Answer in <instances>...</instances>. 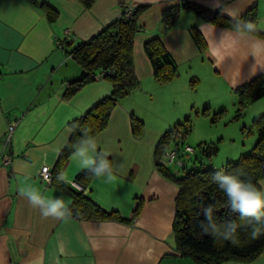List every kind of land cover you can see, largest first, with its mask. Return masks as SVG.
Returning <instances> with one entry per match:
<instances>
[{
	"label": "crops",
	"instance_id": "0c3cea01",
	"mask_svg": "<svg viewBox=\"0 0 264 264\" xmlns=\"http://www.w3.org/2000/svg\"><path fill=\"white\" fill-rule=\"evenodd\" d=\"M179 1L91 0L84 5L80 0H0V264H200L176 249L171 224L178 185L154 162L161 129L142 126L134 133L130 128L121 100L131 99L133 90L117 98L106 124L91 135L118 168L117 182L103 184L91 174L83 179L85 192L98 205L125 219L45 218L18 192L21 185H31L48 197L71 200L55 183L46 184L38 171L43 164L53 167L68 143L69 121L109 94L111 83L107 78L90 80L65 96V80L81 68L68 50L126 5L136 8L141 26L132 42L136 90L141 82L160 83L143 50L152 36H158L180 71L195 76L210 66L224 92H234L257 74L264 79L263 35L183 9L164 24L162 10ZM192 1L229 17L255 4V25L264 32V0ZM192 25L204 39L202 47L191 35ZM66 32L68 38L57 46L55 41ZM263 109L261 100L252 110ZM72 150L58 172L69 181L82 171L71 159ZM4 155L7 162H2ZM258 185L264 190V176ZM217 264H264V247L250 259Z\"/></svg>",
	"mask_w": 264,
	"mask_h": 264
},
{
	"label": "trees",
	"instance_id": "16d2710c",
	"mask_svg": "<svg viewBox=\"0 0 264 264\" xmlns=\"http://www.w3.org/2000/svg\"><path fill=\"white\" fill-rule=\"evenodd\" d=\"M80 1L84 5H88L91 0ZM126 6L97 31L87 38L77 41L68 50V54L78 62L81 68L77 75L65 80V96L73 94L85 82L94 80L93 74L96 72H101V77L109 79L111 83L109 94L101 97L69 121L71 133L68 143L59 152L56 163L52 168L50 167V184L55 183L68 192L71 198L72 216L76 218L125 219L116 210H106L98 205L85 192L83 179H87L90 175L87 171L78 172L72 179L80 185L79 189L74 188L70 183L58 181L56 177L64 157L81 138L83 130H89L90 135L100 130L106 124L111 107L117 98L138 86V79L132 66V42L134 35L141 29V26L135 20L136 8L130 6L131 11L126 13ZM180 9L189 10L205 20L219 24L234 26L239 21L242 24L250 22L253 25L251 30L264 36V32L258 30L255 25V4L246 8L239 16L229 17L218 9L208 8L192 0H180L162 10L160 16L162 22L164 24L171 23ZM50 13L52 12L48 11V14ZM52 15L48 17L51 18ZM190 32L198 47H202L204 39L199 30L192 25ZM66 39L64 36L62 41L64 42ZM143 50L150 61L152 76L156 81H167L176 74L177 65L165 50L158 36L146 39L143 43ZM234 92L237 94V110L239 111L246 103L256 100L264 94V79L259 74L254 75L237 85ZM250 122L256 129L253 145L248 151L241 153L237 159L226 161L220 169L202 165L186 168L179 174L170 170L159 159L161 149L168 145L170 139H173L172 137L177 133V128L172 127L163 130L156 141L154 148L155 165L176 181L178 185L171 224L176 249L182 254L189 255L200 264H217L224 259H250L264 247V235L254 240L250 239L248 235L250 228H242L239 237L240 243L233 245L226 241L215 242L211 236L202 235L199 227L200 222L204 219L202 208L208 204L215 205L214 216L219 221H239V214L232 213L227 209L226 196L212 182V176L218 170H223L226 173H242L244 177L251 178L253 183L259 187L258 180L264 176V109L253 114ZM130 123V128L134 133L142 127V121L134 116L130 118ZM215 149V144L208 143L203 148V153L208 155ZM183 150L191 152L193 149L191 151ZM176 157L181 161L179 165L183 166V161L178 157V154Z\"/></svg>",
	"mask_w": 264,
	"mask_h": 264
},
{
	"label": "rangeland",
	"instance_id": "374dc122",
	"mask_svg": "<svg viewBox=\"0 0 264 264\" xmlns=\"http://www.w3.org/2000/svg\"><path fill=\"white\" fill-rule=\"evenodd\" d=\"M210 70L201 69L192 76L178 68L170 81L152 85L141 82L137 90L128 91L133 90L131 99L121 100V105L128 109L129 124L134 116L142 121V126L161 131L177 128L173 139L161 149L159 159L164 162L162 150L177 147L183 166L173 161L164 164L179 174L186 168L202 165L220 169L226 161L248 151L256 138L255 126L250 122L256 110L252 109L264 100V94L238 111L237 94L232 90L224 92L220 82L213 80ZM208 143L215 144L216 149L205 155L203 148ZM184 145L193 150L184 151Z\"/></svg>",
	"mask_w": 264,
	"mask_h": 264
},
{
	"label": "clouds",
	"instance_id": "9594fccd",
	"mask_svg": "<svg viewBox=\"0 0 264 264\" xmlns=\"http://www.w3.org/2000/svg\"><path fill=\"white\" fill-rule=\"evenodd\" d=\"M234 28L251 30L250 22L234 25ZM109 153L98 150V144L89 130H83L81 138L73 145L71 159L81 170L93 175L103 184H113L118 180V168L108 159ZM57 180L70 183L65 173L57 175ZM212 182L226 196V207L232 213L239 214V221H219L214 216L215 205L208 204L202 208L204 219L200 222L202 235L211 236L215 242H230L233 245L240 243V230L250 228V239H257L264 235V190L253 183L251 178L242 173H226L218 170L212 176ZM19 195L28 200L33 208H37L45 217L58 220H68L72 216L71 200L63 196L48 197L39 189L31 185H21Z\"/></svg>",
	"mask_w": 264,
	"mask_h": 264
},
{
	"label": "built area",
	"instance_id": "2783aa9c",
	"mask_svg": "<svg viewBox=\"0 0 264 264\" xmlns=\"http://www.w3.org/2000/svg\"><path fill=\"white\" fill-rule=\"evenodd\" d=\"M131 11L130 9V6L129 7H126L125 9V12L126 13H129ZM67 33V36H65L66 38H68V32ZM62 39H57L55 41V44L57 46H62ZM102 73L101 72H96L95 74H93V77H94V80L95 79H100L102 78L101 75ZM9 130L11 128V126H8ZM185 150H188V151H191L192 148L189 146V145H184V148ZM177 150L178 148H167L166 150H162V156L164 157V162H170V161H173L175 164L179 165L181 163V161L176 157L177 156ZM9 160V157L8 156H3L2 157V162H7ZM38 176L40 178H42L46 184H50V180H51V176H50V167L46 164H43L39 171H38ZM70 184L74 187V188H77L79 189L80 188V185L77 184L75 181L71 180L70 181Z\"/></svg>",
	"mask_w": 264,
	"mask_h": 264
}]
</instances>
